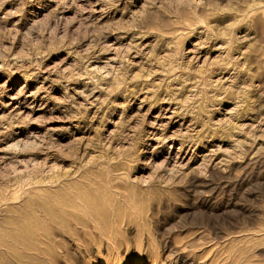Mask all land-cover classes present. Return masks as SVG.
<instances>
[{
    "label": "rangeland",
    "instance_id": "obj_1",
    "mask_svg": "<svg viewBox=\"0 0 264 264\" xmlns=\"http://www.w3.org/2000/svg\"><path fill=\"white\" fill-rule=\"evenodd\" d=\"M0 212V264H264V0H0Z\"/></svg>",
    "mask_w": 264,
    "mask_h": 264
},
{
    "label": "bare ground",
    "instance_id": "obj_2",
    "mask_svg": "<svg viewBox=\"0 0 264 264\" xmlns=\"http://www.w3.org/2000/svg\"><path fill=\"white\" fill-rule=\"evenodd\" d=\"M116 172H118V171H116ZM51 179H52V178H51ZM45 181H46V180H45ZM57 181H58V180H57ZM35 184H36V183H35ZM44 184H45V183H44ZM52 185H53V184H52ZM48 186H49V185H48ZM228 187H229V186H228ZM5 197H6V196H5ZM40 198H41V197H40ZM58 198H59V197H58ZM4 199H5V198H4ZM43 199H44V198H43ZM1 200H2V199H1ZM2 202H3V201H2ZM14 202H15V201H14ZM14 202H13V203H14ZM63 204H64V203H63ZM5 209H6V208H3L2 211H5ZM0 213H1V212H0ZM16 215H17V213H16ZM17 217H18V216H17ZM27 217H28V219H31V218H32V215H31V214H28ZM111 221H112V220H111ZM15 222H16V221H15ZM6 225H7V224H6ZM2 226H3V225H2ZM42 226H43V225H42ZM28 227H29V226H28ZM38 228H40V227H38ZM27 232H28L30 235H32V236L35 234L34 232H30V231H27ZM14 235L17 237L16 234H14ZM68 241H69V240H68Z\"/></svg>",
    "mask_w": 264,
    "mask_h": 264
}]
</instances>
